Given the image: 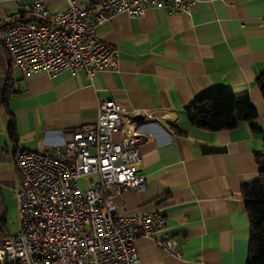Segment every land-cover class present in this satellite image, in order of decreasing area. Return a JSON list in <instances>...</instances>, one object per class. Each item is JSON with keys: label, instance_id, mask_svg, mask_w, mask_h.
<instances>
[{"label": "crops", "instance_id": "0c3cea01", "mask_svg": "<svg viewBox=\"0 0 264 264\" xmlns=\"http://www.w3.org/2000/svg\"><path fill=\"white\" fill-rule=\"evenodd\" d=\"M35 3L62 11L69 0H0V26L34 18L29 9ZM98 33L118 49V67L93 79L83 70L25 77L0 45V232L20 229L15 151H44L69 139L75 128L97 121L100 103L114 100L142 119L153 116L139 125L147 137L139 165L146 188L129 190L122 210L161 207L181 252L177 257L160 249V234L140 236L136 264H246L250 223L242 186L258 179L256 156L264 149L258 81L264 73V0H201L190 13L151 6L141 17L112 16ZM215 87L247 94L257 116L220 131L192 126L186 108ZM10 117L17 140L9 133Z\"/></svg>", "mask_w": 264, "mask_h": 264}, {"label": "built area", "instance_id": "2783aa9c", "mask_svg": "<svg viewBox=\"0 0 264 264\" xmlns=\"http://www.w3.org/2000/svg\"><path fill=\"white\" fill-rule=\"evenodd\" d=\"M200 1L101 0L83 6L69 0L62 11L35 3L29 9L34 18L0 26V45L25 77L83 70L93 79L98 71L118 67V49L98 33L112 16L141 17L151 6L190 13ZM145 117L114 100L104 101L97 121L75 128L69 139L44 151H15L20 229L0 232V264H136V239L157 234L160 249L181 257L161 207L122 210L129 190L146 188L139 165L147 137L139 125L153 116Z\"/></svg>", "mask_w": 264, "mask_h": 264}, {"label": "trees", "instance_id": "16d2710c", "mask_svg": "<svg viewBox=\"0 0 264 264\" xmlns=\"http://www.w3.org/2000/svg\"><path fill=\"white\" fill-rule=\"evenodd\" d=\"M258 81L264 95V73L259 76ZM10 93L11 90H7L4 95L6 107ZM186 112L192 126L209 131L234 128L240 121L250 120L258 114L247 94L237 97L223 87L211 88L200 94L186 108ZM9 133L12 139H18L13 117L9 120ZM256 157L260 166L259 177L242 186V196L250 223L246 264H264V149Z\"/></svg>", "mask_w": 264, "mask_h": 264}, {"label": "rangeland", "instance_id": "374dc122", "mask_svg": "<svg viewBox=\"0 0 264 264\" xmlns=\"http://www.w3.org/2000/svg\"><path fill=\"white\" fill-rule=\"evenodd\" d=\"M80 184H81V188L82 189H86L87 188V180L86 179L80 180ZM18 226H19V223H18Z\"/></svg>", "mask_w": 264, "mask_h": 264}]
</instances>
